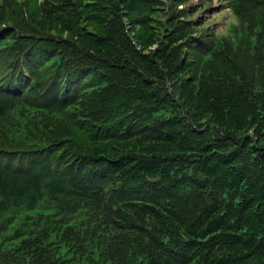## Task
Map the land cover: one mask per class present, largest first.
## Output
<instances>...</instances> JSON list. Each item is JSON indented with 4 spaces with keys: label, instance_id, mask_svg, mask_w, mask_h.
<instances>
[{
    "label": "trees",
    "instance_id": "16d2710c",
    "mask_svg": "<svg viewBox=\"0 0 264 264\" xmlns=\"http://www.w3.org/2000/svg\"><path fill=\"white\" fill-rule=\"evenodd\" d=\"M220 1L0 0V264H264V0Z\"/></svg>",
    "mask_w": 264,
    "mask_h": 264
},
{
    "label": "rangeland",
    "instance_id": "374dc122",
    "mask_svg": "<svg viewBox=\"0 0 264 264\" xmlns=\"http://www.w3.org/2000/svg\"><path fill=\"white\" fill-rule=\"evenodd\" d=\"M179 8H187L188 21L197 29V33H205V39L209 41L216 34H227L233 26L239 25L231 6L220 0H184ZM197 45V49L203 47L200 43Z\"/></svg>",
    "mask_w": 264,
    "mask_h": 264
}]
</instances>
